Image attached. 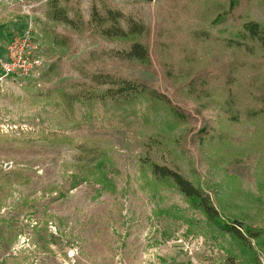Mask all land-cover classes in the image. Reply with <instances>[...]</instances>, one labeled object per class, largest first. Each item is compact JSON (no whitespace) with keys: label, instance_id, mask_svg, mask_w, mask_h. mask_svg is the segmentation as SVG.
<instances>
[{"label":"rangeland","instance_id":"1","mask_svg":"<svg viewBox=\"0 0 264 264\" xmlns=\"http://www.w3.org/2000/svg\"><path fill=\"white\" fill-rule=\"evenodd\" d=\"M230 1L66 0L83 21L70 28L47 0H0V59L28 35L42 60L26 76L0 65V264H255L142 164L173 168L225 217L264 229V50L229 40L244 18L264 24V0L228 13ZM93 3L145 24L149 62L87 23ZM94 72L136 79L186 116L145 96L68 102Z\"/></svg>","mask_w":264,"mask_h":264},{"label":"trees","instance_id":"2","mask_svg":"<svg viewBox=\"0 0 264 264\" xmlns=\"http://www.w3.org/2000/svg\"><path fill=\"white\" fill-rule=\"evenodd\" d=\"M63 1L47 0L46 16L52 21L75 28L77 20L83 22L81 16L78 15L77 20L70 17ZM237 2V0L230 1L228 13L233 11ZM220 17L218 16L216 20ZM87 23L91 24L94 30L104 37L128 39L129 43L121 50L126 58L142 63L149 62L148 47L141 41L142 34L146 32L145 24L142 21L136 20L131 15H126L119 9L106 5L98 7L96 3H93ZM233 35L234 37L229 40L235 46H241L244 42H254L264 50V24L261 22L244 18ZM55 43L58 44L59 41ZM65 96L70 103L79 101L127 102L145 96L154 103L164 105L176 118L186 116L167 96L156 89L136 79L109 72L91 73L87 77V81L77 84L70 92H66ZM142 164L149 168L150 174L155 179L170 182L194 208L204 214L208 221L229 234L241 247L250 252L255 264H261L256 251L257 249L264 250V229L245 224L238 218L225 217L201 186L194 184L173 168L156 163L148 156L142 158Z\"/></svg>","mask_w":264,"mask_h":264},{"label":"built area","instance_id":"3","mask_svg":"<svg viewBox=\"0 0 264 264\" xmlns=\"http://www.w3.org/2000/svg\"><path fill=\"white\" fill-rule=\"evenodd\" d=\"M28 39V35H23L14 37L8 43V59H0L4 75L16 73L19 76H26L31 73V70L40 68L42 60L37 54L38 47L30 45Z\"/></svg>","mask_w":264,"mask_h":264},{"label":"water","instance_id":"4","mask_svg":"<svg viewBox=\"0 0 264 264\" xmlns=\"http://www.w3.org/2000/svg\"><path fill=\"white\" fill-rule=\"evenodd\" d=\"M171 244L174 245V246H182V245H184V243L181 242V241H175V242H172Z\"/></svg>","mask_w":264,"mask_h":264}]
</instances>
